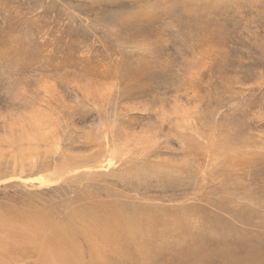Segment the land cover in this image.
<instances>
[{
    "label": "rangeland",
    "instance_id": "rangeland-1",
    "mask_svg": "<svg viewBox=\"0 0 264 264\" xmlns=\"http://www.w3.org/2000/svg\"><path fill=\"white\" fill-rule=\"evenodd\" d=\"M82 196V264H264V0H0V264Z\"/></svg>",
    "mask_w": 264,
    "mask_h": 264
},
{
    "label": "bare ground",
    "instance_id": "bare-ground-1",
    "mask_svg": "<svg viewBox=\"0 0 264 264\" xmlns=\"http://www.w3.org/2000/svg\"><path fill=\"white\" fill-rule=\"evenodd\" d=\"M82 199L84 200L85 204H83L81 210H83L86 215H81L77 219L75 213H73L71 210H64V213L60 217H57V219H52L50 217H47L45 212L39 210L33 218H30V225H28L27 222H24L26 228L23 231H12L17 238L15 240L17 242L19 241V243L21 242L20 244H22V241L20 240L23 239V241H25L26 243L37 246L36 250L40 257L43 258L42 260H46V264H54V255L57 256V261L58 259H61L63 260L62 263L64 264H70L73 259L74 261L76 260L75 264H82L84 263V261H86L85 258H87L88 256H90V259H93V255H99L100 257V255L108 254L107 252H118L115 250L116 248H111V250H109L108 247V250H106V245L101 246V242L105 243V241H108L112 243V240L114 239L112 237V230H120L122 228H126V230L129 232V235L126 237L127 240H130L134 235L137 234V232H139L136 222L131 219V215L129 213L124 214V219L122 218L121 221L118 222L116 221L118 212L114 210L113 213V209H110L111 207H109L108 203H105L103 201V198L101 199V197L93 196L90 199V202L86 201L85 196H82ZM91 200L93 206H90V209H88V204H91ZM117 204L119 205V203ZM118 205L115 206L118 208ZM39 214L44 215L46 219L44 221L43 219H39ZM87 214H89V216L91 217L99 215L100 221L89 222L86 225L85 223H87L88 219ZM113 218H115V224L113 221H111L114 220ZM16 224L18 225V227L20 226L18 223ZM111 225L114 226L110 229ZM159 225L161 224H158V226ZM75 237L81 239V241L75 239ZM20 247L21 246H19L18 250L20 249ZM82 247H85L87 257L83 256L84 252L82 251ZM81 252H83V254ZM44 256H48L49 258ZM50 257H52V260Z\"/></svg>",
    "mask_w": 264,
    "mask_h": 264
}]
</instances>
